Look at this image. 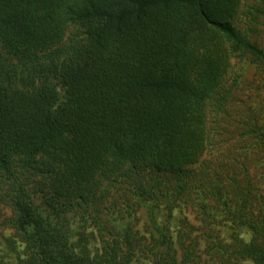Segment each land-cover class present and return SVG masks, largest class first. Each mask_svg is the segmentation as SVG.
Instances as JSON below:
<instances>
[{
    "label": "trees",
    "instance_id": "trees-1",
    "mask_svg": "<svg viewBox=\"0 0 264 264\" xmlns=\"http://www.w3.org/2000/svg\"><path fill=\"white\" fill-rule=\"evenodd\" d=\"M242 2L0 0V172L29 168L71 212L66 226L14 181L8 224L27 256L2 239L0 264H199L181 204L211 227L206 241L228 235L225 253L264 264V194L251 176L256 163L264 175L252 157L264 124L226 151L208 125L232 60L264 64L239 27ZM110 182L128 198L101 220L90 203Z\"/></svg>",
    "mask_w": 264,
    "mask_h": 264
},
{
    "label": "rangeland",
    "instance_id": "rangeland-1",
    "mask_svg": "<svg viewBox=\"0 0 264 264\" xmlns=\"http://www.w3.org/2000/svg\"><path fill=\"white\" fill-rule=\"evenodd\" d=\"M238 16L239 27L243 31L249 29L248 35L251 40L264 51V3L261 0H243ZM253 121L256 126L264 124V64H255V62L253 64L249 56H237L232 60L221 86L216 90L208 106V125L216 143L215 149L226 151L233 143L240 140L241 133L253 126ZM256 155L253 154L252 157L264 160L262 150L256 149ZM262 170L263 168L256 163V168H251V176L253 183L264 194ZM14 171L15 177H9L0 172V243L2 239L14 240L21 256L26 257V244L8 224V220L13 216L10 202L13 182L17 179L28 182V189L36 204L45 212L56 214L66 226L69 225L67 221L71 219V212L53 205L50 195L41 191V186L35 182L38 179L37 175L33 174L29 168L15 166ZM127 188L125 183H107L105 190L98 193L90 203V210L103 220L108 209L114 204L120 206L125 198H128ZM178 209L180 219L191 227V236H195L201 243L202 258L199 264H254L251 260L241 259L238 254H235V247H229L225 253L222 244L229 243L228 235L226 237L220 235V238H209L206 241L205 233L209 232L211 227L201 222L191 205L181 204ZM145 222L144 212L139 211L137 228L141 233L145 231ZM77 228L73 227V230L78 232Z\"/></svg>",
    "mask_w": 264,
    "mask_h": 264
}]
</instances>
